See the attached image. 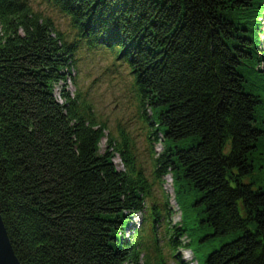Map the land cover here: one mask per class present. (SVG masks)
<instances>
[{"label": "trees", "instance_id": "obj_1", "mask_svg": "<svg viewBox=\"0 0 264 264\" xmlns=\"http://www.w3.org/2000/svg\"><path fill=\"white\" fill-rule=\"evenodd\" d=\"M263 7L0 0V217L19 264H188L179 251H190L181 239L191 231L168 226L167 176L176 197L196 196L197 241L227 239L203 264H264ZM84 47L127 66L153 183L77 94L63 85L55 97ZM197 252L188 259L200 264Z\"/></svg>", "mask_w": 264, "mask_h": 264}, {"label": "rangeland", "instance_id": "obj_2", "mask_svg": "<svg viewBox=\"0 0 264 264\" xmlns=\"http://www.w3.org/2000/svg\"><path fill=\"white\" fill-rule=\"evenodd\" d=\"M33 8L50 17L61 32L66 33L68 31L66 19L51 10L46 4L37 2L33 5ZM262 28V43L264 44V22L262 23ZM73 59L72 76L68 78L67 82L55 87V97L58 100L60 88L63 85H65L66 92H69L71 95L77 94L79 99L91 107L98 121L105 124V134L119 144H122L124 141L125 145L131 148L132 153L135 155L136 166L142 169L145 178L148 179L147 181L153 183V166L146 141V134L149 128L148 125L146 126L144 122H141L136 100L129 92L130 77L128 78L129 71L127 66L124 64L122 66L120 64L114 66L112 63L114 57L110 55V52L102 48L88 50L84 47L75 54ZM106 141L107 138H104L99 145L101 152L106 148ZM153 150V157L156 158L161 152V147L155 143ZM114 165L118 169H122L123 162L120 156H115ZM162 180L161 188L168 195L170 209L169 228L174 225H180L182 221L184 227L191 231L187 233L188 238L184 236L181 239L183 245H186L188 242L191 243L190 251L184 248L179 253L183 256V260L186 263L195 264L188 257L192 259L190 252L198 250L195 254L196 260L200 264H203L202 258L217 250L218 246L227 243V239L218 237L207 239L202 243L198 242L197 240L203 238L204 235L192 232L196 223L195 215L199 209L198 207H190L196 200L195 194L192 193L189 196L182 194L176 197L170 177H164ZM155 197L160 199L161 193L157 191ZM161 230L158 229L160 232ZM160 243L163 245V242ZM162 252L167 259H171L167 252ZM170 264L175 263L170 262Z\"/></svg>", "mask_w": 264, "mask_h": 264}, {"label": "water", "instance_id": "obj_3", "mask_svg": "<svg viewBox=\"0 0 264 264\" xmlns=\"http://www.w3.org/2000/svg\"><path fill=\"white\" fill-rule=\"evenodd\" d=\"M0 264H19L0 217Z\"/></svg>", "mask_w": 264, "mask_h": 264}]
</instances>
